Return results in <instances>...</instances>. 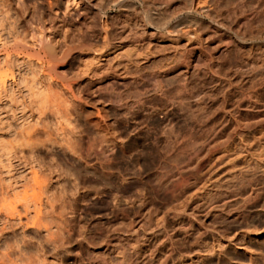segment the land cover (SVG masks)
Instances as JSON below:
<instances>
[{
	"label": "rangeland",
	"instance_id": "374dc122",
	"mask_svg": "<svg viewBox=\"0 0 264 264\" xmlns=\"http://www.w3.org/2000/svg\"><path fill=\"white\" fill-rule=\"evenodd\" d=\"M0 1V257L59 232L94 244L52 263L107 264L119 235L123 264H264V0ZM15 36L53 38L56 75L14 55Z\"/></svg>",
	"mask_w": 264,
	"mask_h": 264
},
{
	"label": "bare ground",
	"instance_id": "6f19581e",
	"mask_svg": "<svg viewBox=\"0 0 264 264\" xmlns=\"http://www.w3.org/2000/svg\"><path fill=\"white\" fill-rule=\"evenodd\" d=\"M108 1L111 2L112 5L115 6V7L120 5L119 0H97V2H98V5H97L98 8L96 10V14H104L105 13L104 7H105V4H107L106 2H108ZM0 2H2V1H0ZM53 10L54 9L51 7L50 10H49V12L50 11H53ZM5 12H7V11H5ZM8 12H7V14H8ZM54 12H52V13L54 14ZM0 13H4V12H0ZM93 13L95 14V12H93ZM4 14H6V13H4ZM7 19H9V18H7ZM11 23H14V22H11ZM9 25H10V23L8 24V26ZM16 36L13 37V38L15 39V38L18 37V36L17 37ZM37 39L38 40L36 42L34 41L35 44L34 43L32 44L30 42L32 44V45L30 44V46H27V45H29V43L26 42V40H25V42H24V40H23V42H19L20 41L19 38H18L19 41H17V39H15V41H14V46H15L14 49L15 48L16 49L14 50V52H15L14 55H17L23 61L24 60L26 61V62H23V63L26 64L28 62V63H30L29 65H31V62H33L34 64L37 65V67L40 66V67L48 70L47 71V74L48 75H51V74L53 75L54 74V76H55L56 75L55 73L58 72L57 71V66H56V63H57L56 62L57 61V57L56 56H57V49H58L57 48L58 46L56 45L57 43H56V41L52 40L53 38L51 40H46V38H43V37H41L40 39L39 38H37ZM34 40H36V39H34ZM37 42H38V44H37ZM25 43H27V45ZM135 50L134 49L133 50H130V49H128V50L127 49H123L122 50L121 49L120 52H118V53H116V55L115 54L114 55L117 56V57L118 56L119 57L124 56V57H127V58L132 57L134 55V56H136L138 58L139 55H140V53L137 50L136 51ZM87 56H90V55L87 54ZM115 56H112V57H115ZM5 57H6V60H8V59L11 60L12 59L10 57V54L9 53H6ZM100 58H102L101 55L93 54L89 59H85L86 61H85V63H83L84 64L83 68L81 67V70L80 71L78 70L80 72V74L81 75H84V76H89L94 71V69L96 68V66L98 65V63L100 62ZM58 59H60V58H58ZM4 61L2 63H4ZM11 62H12V60H11ZM28 63H27V65H28ZM36 65H34V66H36ZM39 69H41V68H39ZM46 70H44V71H46ZM44 74H45V72H44ZM52 78H53V76H52ZM52 78H51V82H52ZM49 79L50 78L48 77L47 80H49ZM4 80H5L4 78H0V88H2V90L0 89V92L1 91H3V92L5 91V86L6 85H4L5 84L4 83ZM69 85L70 84L67 83V85L65 87L64 84H63V87L66 88V89L68 88L69 90H71L70 88H72V87H70ZM32 86H34V85H32ZM32 130H37V129H32ZM22 133H24L26 135V137H27L26 138L27 140H25L26 141V144H25L26 147H29L30 150H31V152L33 150H36L35 145H34L35 143H32L33 141L31 140L32 134H30V132H27V131H24ZM32 133L34 134V132H32ZM20 134H21V132H20ZM21 136H22V134H21ZM20 144L21 143H19L20 148H23L25 146L24 145L23 147H21L22 145H20ZM253 148H254V146H253ZM21 151H20V153H21ZM14 153H15V151H14ZM258 155L260 156L261 159L263 158V160H264V143H263V145L260 146ZM19 156H17V158ZM37 158L34 159V157H33V160L34 161H37L38 160ZM256 158H258V156ZM19 159H21L20 161H22L25 165L28 164V163L30 164V162H31V161L29 162V160L27 159V157L26 156L24 157L23 155L20 156ZM261 159H259V162H260ZM29 169L32 172V174L35 172V170H33V166L29 167ZM72 169L75 170V171L78 170V168H76V167H73ZM92 169H91L90 165L85 164V166L83 167V173H84L83 176H87L88 175L87 178L88 177H91V178H96L98 180H102L103 178H102L101 174L99 172H96V171L92 170ZM34 175H35V173H34ZM34 178H36V177H34ZM33 181L35 182L34 184L37 185L39 188H41V187L47 188L48 187L47 184L44 183L45 180H42V182H41V180L40 181H37V180L33 179ZM105 185L110 187V184L108 182H105ZM262 199H263L262 200L263 201L262 205H263L264 204V191H263V198ZM262 207L264 209V206H262ZM24 211H25V213H27V207L24 209ZM10 213L8 214V216L9 215H12V216H16L17 215V220L16 221L19 224H21V219H22L21 217H24L27 220L29 219L27 217V214L21 215L22 213L20 214V212H16V211L15 212H12V214H10ZM57 215L62 220H65V219H63V216H62L61 213H59ZM34 217H36V216H34ZM8 220H9V218H8ZM56 220H57V218H56ZM262 222H263V226H264V217L262 219ZM29 223L31 224V227L30 228L35 229V231H39L38 229L40 228V226H42L47 232L49 231V228L46 225H41V223H40V221H39V219L37 217L31 219ZM51 223H53V222H51ZM27 224L28 223H25L24 225L27 226ZM21 226H22V224H21ZM58 228H59V226H58ZM24 229H25V227H24ZM47 234L48 235L45 237V239L43 238V240L42 239H36V238H28V237H25V236H22V237H20L18 239L17 238L13 239V241H11L10 244H7V246L5 245V247L7 249H5L6 251L0 257V264H66L64 258H62V257H60L61 259L60 258H57L56 259L57 261L55 263L54 262L52 263V262L47 261V258L49 256H51V257L54 256L56 258L60 254V252L62 250L64 251V249H71V248H73L75 246H77V247H83L84 245L89 246V245L94 244V241L93 240H91L89 238H85V237H81V238H79L77 240H75V239L73 240V239H71L69 237L70 235L69 236H64L63 234H59V232L57 233L59 235L54 234V233H51V232L50 233L48 232ZM263 235H264V228H263ZM114 241H115V243L113 244L112 240H110V239H109V241L107 240L106 245L104 246V251L103 252L105 254V257H103V260L105 259V261H106L107 264H123V262L125 260V256L128 255V254H125V252H127V251L124 249L123 244H122V241H121L119 235L114 236ZM8 242H10V241H8ZM134 249H136V248L133 247V251H134ZM92 252H94V251L92 250ZM263 254H262V256H263ZM262 261L264 262V260H262ZM253 263L254 264H257L256 262H253ZM93 264H97V263L94 262Z\"/></svg>",
	"mask_w": 264,
	"mask_h": 264
}]
</instances>
